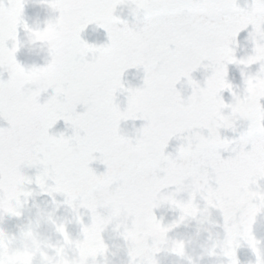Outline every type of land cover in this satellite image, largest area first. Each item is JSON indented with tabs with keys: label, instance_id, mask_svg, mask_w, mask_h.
Listing matches in <instances>:
<instances>
[{
	"label": "snow or ice",
	"instance_id": "snow-or-ice-1",
	"mask_svg": "<svg viewBox=\"0 0 264 264\" xmlns=\"http://www.w3.org/2000/svg\"><path fill=\"white\" fill-rule=\"evenodd\" d=\"M26 2L0 0V120L10 125L0 127V219L20 215L34 183L54 200L62 194L76 210L83 237L76 243L90 232L102 241L109 225L120 222L128 229L125 239L129 232L138 235L143 264H159L157 254L164 250L154 247V230L175 229L189 210L207 220L216 209L224 218L228 264H239L242 243L264 264V246L253 232L264 212V13L251 4L241 7L239 0H142L143 27L129 29L114 23L124 0H43L59 12L44 29L51 60L26 69L16 59L21 26L30 31ZM93 23L107 30L109 43L82 39ZM250 25L253 53L237 59V37ZM233 63L260 64L255 74H244L240 101L247 127L237 140L221 136L225 120L239 111L238 102L226 103L222 95L228 90L237 98L227 80ZM141 67L143 86L125 89L126 70ZM201 67L212 69L204 86L192 77ZM26 74L40 78L38 91L23 86ZM185 77L192 87L187 99L176 88ZM49 89L54 94L41 103ZM120 91L128 93L124 110L116 103ZM79 105L86 110L78 112ZM61 119L74 135L50 134ZM124 119L146 121L135 141L122 134ZM174 137L186 141L175 157L165 153ZM233 144L237 147L230 149ZM229 149L235 155L223 158L221 151ZM97 159L107 166L100 174L90 167ZM25 168H36L35 177L25 175ZM184 192L188 199L179 198ZM163 205L178 210L179 220L165 225L155 214ZM80 208L90 214V223H84Z\"/></svg>",
	"mask_w": 264,
	"mask_h": 264
},
{
	"label": "clouds",
	"instance_id": "clouds-1",
	"mask_svg": "<svg viewBox=\"0 0 264 264\" xmlns=\"http://www.w3.org/2000/svg\"><path fill=\"white\" fill-rule=\"evenodd\" d=\"M248 4L253 6L254 11L264 13V0H250ZM118 10L121 15H117ZM124 13H127L132 19L122 18ZM114 23L118 27L123 25V27L129 29L138 28V25L142 23V0H124L123 4L115 10ZM44 29L30 28V31L27 32V42L33 48L49 51L50 34L45 33ZM22 47H24L23 42L20 44V48ZM25 68L31 69L32 67ZM26 81L32 82L28 88L29 91L39 90L41 84L39 77L26 74L21 82L24 85ZM237 102L239 111L224 122L225 129H230L232 132L239 131L246 122L243 115L245 106L240 101L238 94ZM129 120L133 119L120 121V130L121 122ZM36 186V188L28 187L31 195L24 198L19 207L20 215H4L0 219V229H2V233H0V264H33L34 260L36 264H90V261L94 258L98 259L99 264H143L144 253L140 250L138 235L129 232L128 238L125 239V233L128 232V229L125 224L122 225L120 222L114 223L115 227L109 234V238L113 241L111 245L104 240L100 241L96 234L91 232L84 242L76 243L77 240H74L68 231L69 225L77 223L76 210L67 204L61 214L62 205L53 198L50 201H41L40 197L50 195L38 185ZM79 213L84 214L82 208L79 209ZM26 215V223L17 225L18 235L9 234L4 228L3 225L8 218H24ZM197 219L201 224L205 220L203 216L197 217L194 210H189L185 214L184 220L180 221L176 228L181 225L189 226L193 220ZM122 226L123 231L120 230ZM171 231L161 233L158 229L154 230V247L172 253L182 260L186 259L188 264H199V257L211 254L207 241L199 245L204 249L203 253H199L197 252V244L191 239L181 233H177L174 237L169 236ZM121 238L124 241L123 244L119 243ZM186 245L192 247L191 253L186 250ZM134 249L135 252L133 253ZM97 253L98 255H96ZM122 253H126L127 261L123 260Z\"/></svg>",
	"mask_w": 264,
	"mask_h": 264
},
{
	"label": "rangeland",
	"instance_id": "rangeland-1",
	"mask_svg": "<svg viewBox=\"0 0 264 264\" xmlns=\"http://www.w3.org/2000/svg\"><path fill=\"white\" fill-rule=\"evenodd\" d=\"M59 16V12L52 9L48 6V4L44 3L43 0H27L25 9H24V20L28 24L29 28H39L43 30L47 27L49 21L54 20ZM119 27H123V25H119ZM143 27V24L140 23L138 25V28ZM252 31V26L250 25L248 29H245L240 32V34L237 37V43L234 45L235 47V54L237 59H244L251 55L253 53L254 44L252 40L250 39L249 33ZM27 32L24 28L21 26L19 30V39L21 42L24 43V47L19 48V50L16 53V59L24 66V67H44L47 65V63L50 62L51 56L49 54L48 50H40L37 51L38 48H33V46L27 42ZM82 39L87 41L89 44H95L97 46H101L104 44L109 43V37L108 32L106 29L101 28L97 26L96 24H89L87 28L82 32L81 34ZM12 46V42H9V47ZM36 54V55H35ZM90 62H102L101 58L99 57H90ZM205 64L208 63V61L204 62ZM260 69V64H253L251 66H247L244 64H229L228 65V72H227V80L229 83L233 85V91L239 95L240 100L243 98L245 94V75L244 74H255ZM212 73L211 68H205L201 67L197 71L192 73L193 79L196 81H199L201 86H204L206 78L210 76ZM144 77H145V71L141 68H129L126 70L122 77V81L124 83L125 89L127 88H139L143 86L144 83ZM3 79H8V73L4 72ZM31 81H26L23 85L26 89L29 88L31 85ZM177 90H179L182 94V96L187 99L188 96L192 94V87L187 81V77L182 78L180 82L176 84ZM54 94V90L49 89L48 92L43 93L40 98V102L44 103L47 101V99ZM223 98L226 103H234L237 102V98L233 97L232 93L228 90L224 91L222 93ZM127 96L128 93L126 91H120L116 95V103H118L121 107V110L126 109L127 107ZM85 107L83 105H79L77 107L78 112L85 111ZM227 111V110H226ZM146 121L144 120H129L127 122L122 121L121 122V130L122 134L127 135L128 137L132 138L135 141V137L137 136V130L142 128ZM135 125V127H133ZM0 127H10L8 122L6 120H0ZM65 127H68L65 129ZM65 129V130H64ZM63 133L65 136H72L74 135V129L67 124L63 119L59 120L52 129H50V134L55 135L59 137V135ZM204 134L207 135V130H204ZM187 135V134H185ZM182 143H186V141L181 140L177 137H174L169 141L168 147L165 149L166 154H172L174 157L178 154L179 146ZM237 147V145H234L231 148ZM251 147L250 145L248 146ZM228 151H221V155L223 158L227 159L229 156H234L235 153L231 150ZM96 155L99 157V153H96ZM100 160L97 159L93 161L90 164V167H95L97 164H100ZM24 173L27 176L35 177L37 174L36 168H25ZM49 183H52V181H49ZM264 183V182H262ZM28 187L36 188V184L29 185ZM38 190V189H37ZM169 190H174L169 189ZM166 190V191H169ZM52 196H43L39 199L41 201L47 200L51 198ZM179 198L182 199H188V193L184 192L181 194ZM198 203L200 204L201 209L205 207V202L203 200H199ZM67 207V204L65 203L62 205L61 208V214L64 212V209ZM211 213L217 211L216 209H210ZM82 212L84 215V223L88 224L90 223V214H86L87 210L82 208ZM155 214L158 218L162 220V222L165 225L172 224L176 222V220L179 219V211L176 209H173L169 205H163L157 209H155ZM194 221V220H193ZM123 225V223H122ZM115 227V224L109 225L108 229L103 233V240L111 245L113 241L109 238L110 232H112L113 228ZM123 231V226L120 229ZM147 231H150L151 229H144ZM70 236L74 240H81L83 237L81 236V225L79 223H73L69 225L68 228ZM91 243V241H90ZM120 244H123L124 241L121 238L119 240Z\"/></svg>",
	"mask_w": 264,
	"mask_h": 264
},
{
	"label": "water",
	"instance_id": "water-1",
	"mask_svg": "<svg viewBox=\"0 0 264 264\" xmlns=\"http://www.w3.org/2000/svg\"><path fill=\"white\" fill-rule=\"evenodd\" d=\"M249 2L250 0H239L241 7H247ZM117 15H121L119 10L117 11ZM122 18L128 20L132 19L127 15V13H124ZM246 127L247 123L245 122L243 127L237 132H232L230 129H221V136L230 140H237L240 133L246 130ZM94 169L96 170L97 174H100L107 170V166L102 164ZM55 199L61 204L65 201L66 197L62 194H58ZM26 221L27 215L24 218H9L5 221L3 226L9 232V234L18 235L17 225L26 223ZM223 225L224 218L221 213L218 212L211 215L210 219L204 220L203 224H201L198 220L191 223L189 226L183 225L175 228L169 233V236L174 237L177 233L184 234L197 244V252L199 253H203L204 251V249L199 247V245L207 241L210 246L209 251L211 254L199 257V264H228V258L224 255L225 229ZM253 232L256 239L261 242V246H264V212L260 213L256 217L255 224L253 225ZM186 250L191 253L192 247L190 245H186ZM236 254L239 264H257V257L252 249L247 245V243H242L237 249ZM121 256L124 261H127L128 257L126 253H122ZM157 260L159 261V264H188L186 259L182 260L181 258L167 251H161L158 253Z\"/></svg>",
	"mask_w": 264,
	"mask_h": 264
},
{
	"label": "trees",
	"instance_id": "trees-1",
	"mask_svg": "<svg viewBox=\"0 0 264 264\" xmlns=\"http://www.w3.org/2000/svg\"><path fill=\"white\" fill-rule=\"evenodd\" d=\"M40 50H41L40 48L37 49V51H40ZM35 55H36V54H35Z\"/></svg>",
	"mask_w": 264,
	"mask_h": 264
}]
</instances>
